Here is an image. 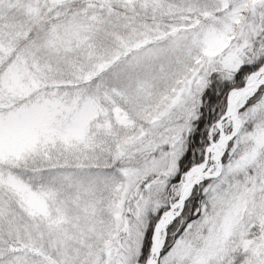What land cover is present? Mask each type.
<instances>
[{
  "label": "snow or ice",
  "instance_id": "snow-or-ice-1",
  "mask_svg": "<svg viewBox=\"0 0 264 264\" xmlns=\"http://www.w3.org/2000/svg\"><path fill=\"white\" fill-rule=\"evenodd\" d=\"M0 264H264V0H0Z\"/></svg>",
  "mask_w": 264,
  "mask_h": 264
}]
</instances>
